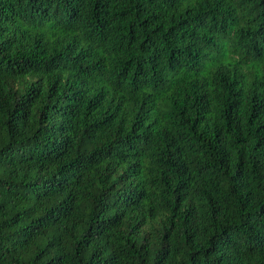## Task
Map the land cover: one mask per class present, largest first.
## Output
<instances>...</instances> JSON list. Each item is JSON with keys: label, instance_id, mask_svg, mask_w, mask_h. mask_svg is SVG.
Segmentation results:
<instances>
[{"label": "trees", "instance_id": "obj_1", "mask_svg": "<svg viewBox=\"0 0 264 264\" xmlns=\"http://www.w3.org/2000/svg\"><path fill=\"white\" fill-rule=\"evenodd\" d=\"M0 264H264V0H0Z\"/></svg>", "mask_w": 264, "mask_h": 264}]
</instances>
